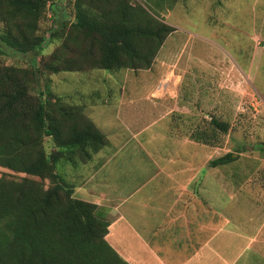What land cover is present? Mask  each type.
I'll use <instances>...</instances> for the list:
<instances>
[{"label": "trees", "instance_id": "16d2710c", "mask_svg": "<svg viewBox=\"0 0 264 264\" xmlns=\"http://www.w3.org/2000/svg\"><path fill=\"white\" fill-rule=\"evenodd\" d=\"M75 7L76 21L69 24L65 13L48 34L39 32L46 0H0V55L38 54L48 40L61 42L41 65L33 57L31 67L0 63V165L51 179L46 187L29 176H0V264H130L106 239L110 222L97 204L75 197L57 171L62 160L76 167L92 160L107 134L83 105L58 94L52 100L49 78L44 90H33L46 72L149 68L176 28L130 0H75ZM229 127L212 116L191 136L219 145ZM46 136L54 142L51 152ZM237 157L229 151L209 164Z\"/></svg>", "mask_w": 264, "mask_h": 264}, {"label": "crops", "instance_id": "0c3cea01", "mask_svg": "<svg viewBox=\"0 0 264 264\" xmlns=\"http://www.w3.org/2000/svg\"><path fill=\"white\" fill-rule=\"evenodd\" d=\"M157 55L155 64L160 60L168 69L144 95L130 94L122 81L104 99L113 103L111 133L100 127L109 126L101 118L88 115L85 94L74 101L108 136L92 160L73 168L74 196L97 204L98 215L110 222L106 239L130 264H264V172L257 182L253 170H242V180L217 176L231 199L214 203L213 170H201L199 153L208 145L185 131L201 122L194 93L199 83L188 92L191 98L179 96L170 84L183 74L178 66L173 70L174 60ZM154 65L138 72L126 68V77L142 82ZM211 159L210 153L205 164ZM235 183L244 197L228 191Z\"/></svg>", "mask_w": 264, "mask_h": 264}, {"label": "rangeland", "instance_id": "374dc122", "mask_svg": "<svg viewBox=\"0 0 264 264\" xmlns=\"http://www.w3.org/2000/svg\"><path fill=\"white\" fill-rule=\"evenodd\" d=\"M130 2L142 4L156 17L176 28L167 37L168 44L164 49L160 48L157 54H160V58L166 56L165 60L169 58L174 60L173 70L178 66L177 73L183 74L177 78L174 76L176 81L170 84L172 90H179V96L191 98L188 92H193L191 88L198 89L199 83L198 92L194 93L200 97L201 122L195 129L207 126L212 116L230 124L229 131L222 134V142L219 145L210 147V144L206 143L208 146L203 145L199 152L202 156L201 170H213L211 193L213 201L222 206L224 201L231 198L221 192L219 186L221 181L217 184V176L224 178L228 175L232 179L242 180V170H253L251 178L257 182L260 178L259 172H264V0H130ZM100 10L101 6L97 11ZM65 13L69 16L67 17L69 24L76 21L75 0H46L45 16L39 23V32L49 34L55 31ZM60 45L59 41L48 40L45 49L38 54L30 52L28 55L22 53L0 55V63L31 67L30 57H33L37 65H41ZM155 61L156 58L149 68L129 70L138 72L150 69ZM161 64L159 60L154 69L146 71L148 73L147 75L144 73L142 82L139 77L132 75L129 77V74L126 77L125 69L110 71L89 68L58 73L46 72L38 82V89L33 90V93L37 94L44 90L45 82L49 78L52 93L54 92L52 100H55L58 94L64 96L68 102L74 103L85 94L88 115L101 118L99 122H105L109 126L100 127L111 133L110 126L114 120L113 103L104 102V99H110L108 97L111 89L120 87L122 81H128L127 88L130 94L144 95L154 78L168 69L167 65ZM45 97L47 94L43 96ZM195 109L198 121L199 111ZM195 129L186 127V134L193 133ZM179 132L183 134L180 129ZM53 143L50 136L45 137L44 146L47 152L53 150ZM229 151L238 156L231 163L216 167H210L209 163L205 164L210 153L212 158H216ZM73 168L77 167L62 160L58 163L57 171L70 182L73 179ZM135 170H139L137 165ZM2 175L29 176L43 180L46 187L51 185L50 178L42 179L0 165V176ZM228 191L235 198L244 197L240 195L237 183L228 187ZM240 204L236 203L238 206ZM242 205L239 206L240 209H244Z\"/></svg>", "mask_w": 264, "mask_h": 264}]
</instances>
